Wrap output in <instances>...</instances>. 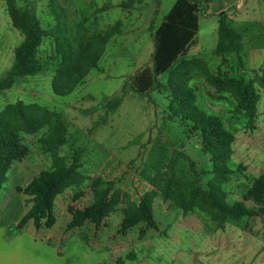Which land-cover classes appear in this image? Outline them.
Returning <instances> with one entry per match:
<instances>
[{"label": "rangeland", "instance_id": "1", "mask_svg": "<svg viewBox=\"0 0 264 264\" xmlns=\"http://www.w3.org/2000/svg\"><path fill=\"white\" fill-rule=\"evenodd\" d=\"M126 1L16 0L20 10L36 11L48 33L39 53L44 70L1 92L0 112L8 104L22 100L58 113L67 129L60 155L70 162L78 149L83 150L81 171L86 179L57 197L54 227L37 230L30 222L19 230L17 224L31 207L22 190L40 172L52 167L50 155L43 152L39 143L46 129L35 136H24L31 152L13 166L8 182L1 187L0 229H4L6 240L18 235L30 238L31 243L35 240V252L30 253L35 264H66L62 255L65 244L88 247L89 240L113 246L107 254L106 249H101L99 264H117L118 259L125 264H194L195 257L199 258L198 264H264V88H260L259 116L254 124L256 129L252 130L244 114L235 109L232 97L227 103L213 100L201 86L203 81L191 82L199 90L198 106L219 116L236 137L229 164L235 175L229 185L223 186L228 200L243 202L258 216L231 223L221 230L207 215L195 212L185 216L180 208L170 207L158 196L153 213L159 230H149L143 240L139 239L141 226L125 237L117 234L121 211L112 214L102 228L88 224L67 230L70 209H84L93 202L90 183L96 177L116 182V188L136 202L153 188L150 182L161 171L196 180L180 152L195 161L199 171L209 172L212 168L189 128L171 117L167 87L174 68L186 58L205 59L212 71L220 66L232 71L231 65H237L234 56L223 58L213 51L218 39L220 2L215 1L210 7L203 4L198 11L189 0H143L133 9L125 10L121 5ZM248 12L249 20L262 19L260 9L248 5ZM117 23H121V32L108 43L98 68L71 95H55L52 79L56 42L66 39L78 50L91 35L106 34ZM23 41L0 0V81L11 71L15 49ZM244 47L246 66L248 63V68L258 71L264 64V35ZM244 70L253 78V72L246 67ZM146 84L148 87L141 95L138 87ZM119 97H122L119 108L106 116ZM211 177L203 176V184L207 185ZM80 191L84 196L75 202L73 197ZM12 246L13 252L19 250L21 256H26L23 246L15 243ZM129 254L136 259L128 260ZM97 262L96 257L94 264Z\"/></svg>", "mask_w": 264, "mask_h": 264}, {"label": "trees", "instance_id": "2", "mask_svg": "<svg viewBox=\"0 0 264 264\" xmlns=\"http://www.w3.org/2000/svg\"><path fill=\"white\" fill-rule=\"evenodd\" d=\"M1 1L6 5L12 26L21 33L24 41L15 49L11 71L0 81V94L14 88L19 80L43 72L44 63L39 53L48 37L35 10L32 8L20 10L16 0ZM189 1L196 9L213 2V0ZM142 2L143 0H127L121 6L129 10ZM120 29L121 23H117L106 34L94 33L79 46L78 50H75L66 39L58 40L54 51L56 62L52 79L54 94L60 97L69 96L81 87L90 72L98 68L108 43L120 34ZM214 52L223 58L234 56L239 69L245 65V48L241 36L230 28L226 15L219 16L218 39ZM196 79L203 80L210 87L208 95L213 100L222 101L226 95L231 96L236 102L237 111L243 113L247 119L248 128L256 129L254 124L260 101L256 84L264 86V71L262 76L247 80L245 76L233 75L231 72L223 71L221 67L212 71L202 58L183 59L174 68L167 87L170 92L168 108L171 117L185 129L189 128L191 137L197 139L201 150L209 158L211 170L199 171L196 162L180 152L179 155L189 163L196 180L181 178L171 171H161L150 182L153 188L142 194L136 202L116 188V182L96 177L90 183L93 202L84 209H70L68 231L83 228L88 224L96 229L102 228L107 226V220L112 214L121 211L122 222L117 234L125 237L132 229L141 226L139 239L143 240L149 230H159L153 213V204L158 196L170 207L180 208L185 216L195 212L207 215L221 230H225L231 223H240L244 219L258 216L256 211L249 209L243 202H229L228 193L223 189V186L233 181L235 175L229 164L234 156L233 146L236 137L225 128L219 116L210 114L198 106L196 90L191 86V82ZM147 87V84L141 85L138 92L144 95ZM121 103L122 97H119L108 108L106 116L109 112H115ZM44 129L46 132L39 143L43 152L50 155L52 167L40 172L22 190L28 197L27 202L31 207L17 224L19 230L30 222H33L37 230L54 227L57 221L54 215L57 197L86 179L81 171L83 150L78 149L70 162L60 155L67 132L62 117L38 104H27L18 100L8 104L0 112V198L1 187L8 182V174L13 166L30 155L31 149L25 143L24 136L38 135ZM205 175L212 176L207 185L203 184ZM83 196L84 192L80 191L74 195L73 200L76 202ZM127 259H134V255L129 254ZM117 264L125 262L118 259Z\"/></svg>", "mask_w": 264, "mask_h": 264}, {"label": "crops", "instance_id": "3", "mask_svg": "<svg viewBox=\"0 0 264 264\" xmlns=\"http://www.w3.org/2000/svg\"><path fill=\"white\" fill-rule=\"evenodd\" d=\"M215 1L220 2V7H219V13L220 14H219V16L220 15H226L227 16L228 25L230 26V28H232L235 32H237L241 36L243 46H245V43H247L248 45H253L255 43V41H257V39H261L262 35H264V1L263 0H259L258 1L259 3L255 2V0H236L232 3H230L228 0H226L227 2L226 1L223 2V0H213V2H211L210 4H207V6H209V7L213 6ZM252 2H254V4L258 3L257 6H254L252 4ZM248 5H251L252 8L255 10L260 9L262 11V16H260L262 19L260 21H254V19L249 20ZM200 11H201V9H200ZM253 17L257 18L258 16H253ZM218 27H219V19H218ZM217 32H218V30H217ZM215 47H214V50H215ZM257 49L258 48L254 49V50H257ZM252 54L254 55V53H252ZM193 58H195V57L187 58V59H193ZM205 61L207 62V60H205ZM244 63H246L245 59H244ZM263 66H264V64L259 68L258 71H255V70L248 68V63H247V66L245 64L244 67L241 69H239L238 63H237V65H231V69H233L232 71H230L229 69L223 70V68L221 66L220 67L222 68L223 71L231 72L233 75H236V76L243 75V76H245V78L247 80H250V79H255L256 77L262 76L264 69H261V68ZM209 67H210V65H209ZM245 67L249 71L253 72V74H254L253 78H250L246 75L247 71L244 70ZM193 81H203V80L196 79ZM201 86L204 89L206 88L205 91L208 94L210 91V87L204 81L201 84ZM256 87H257L259 94H260V90L262 88H264V86L261 87L258 84H256ZM194 89L196 90V88H194ZM196 93L198 96L199 90L198 91L196 90ZM208 97H209V95H208ZM230 97L231 96L226 95V98L222 101H219V102L227 103L230 101V99H229ZM231 100H234V99L232 98ZM260 101H261V94H260ZM260 101H259V103H260ZM259 103H258V107H259ZM235 109H236V107H235ZM258 116H259V112H258ZM198 230L199 229H197L196 231H198ZM89 242L87 243L88 247L85 244L84 245L75 244L74 247H72V245L70 246L69 242H67L63 248V254H62L64 256L65 263L66 264H69V263H73V264H75V263H77V264H94V260L97 257V260H98L97 263L99 264L100 263L99 259H100L101 251H102L101 249L102 248L106 249L107 251L105 252V254H107L108 252H110L112 250L111 247H113L110 244H107L105 246L104 244H102V242L96 241V240H94V241L89 240ZM14 243L24 247L25 254H26L25 257L20 255L19 250H17V253L13 252V246L12 245ZM31 245H32V250H31ZM35 246H36L35 240L31 243L30 238L26 239L25 236H23V235L22 236L18 235L16 237H13L12 239L6 240V233H5L4 229H0V264H35V257H32V258L30 257L31 251L33 253L35 252ZM103 246H105V247H103ZM69 248H72L74 250H69ZM27 256L29 258H27ZM135 259H136V256L134 257L133 260H135ZM198 261H199L198 257L193 258L194 264H198Z\"/></svg>", "mask_w": 264, "mask_h": 264}]
</instances>
